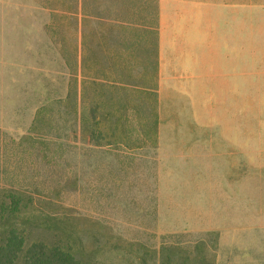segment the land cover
<instances>
[{
	"label": "rangeland",
	"instance_id": "rangeland-1",
	"mask_svg": "<svg viewBox=\"0 0 264 264\" xmlns=\"http://www.w3.org/2000/svg\"><path fill=\"white\" fill-rule=\"evenodd\" d=\"M85 2L0 0V187L87 264H264V0Z\"/></svg>",
	"mask_w": 264,
	"mask_h": 264
},
{
	"label": "trees",
	"instance_id": "trees-1",
	"mask_svg": "<svg viewBox=\"0 0 264 264\" xmlns=\"http://www.w3.org/2000/svg\"><path fill=\"white\" fill-rule=\"evenodd\" d=\"M34 201L0 187V264H87L75 258L72 234Z\"/></svg>",
	"mask_w": 264,
	"mask_h": 264
},
{
	"label": "crops",
	"instance_id": "crops-1",
	"mask_svg": "<svg viewBox=\"0 0 264 264\" xmlns=\"http://www.w3.org/2000/svg\"><path fill=\"white\" fill-rule=\"evenodd\" d=\"M84 2H85V0H80V4L81 5H86V2H85V4H84ZM85 12H86V6H85ZM87 16L88 15H86L85 17H86V19L85 20H83V25H80L79 27H80V31H81V26H86L87 25ZM103 16V15H102ZM105 18V16H103V26H105V28H106V26H110V25H115V24H113L111 21H108V20H105L104 19ZM150 31L152 32L153 31V29L151 28L150 29ZM98 33H99V31H98ZM108 33V31L107 30H105V35ZM104 36V32H103V34H102V37ZM81 37V36H80ZM106 51H105V53L107 54V52L110 50L109 48L108 49H105Z\"/></svg>",
	"mask_w": 264,
	"mask_h": 264
}]
</instances>
